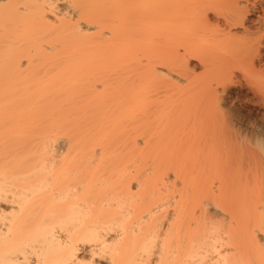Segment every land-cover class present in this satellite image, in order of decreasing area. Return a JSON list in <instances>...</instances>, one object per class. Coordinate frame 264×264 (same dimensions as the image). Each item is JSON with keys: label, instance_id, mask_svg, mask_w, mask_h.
I'll use <instances>...</instances> for the list:
<instances>
[{"label": "bare ground", "instance_id": "6f19581e", "mask_svg": "<svg viewBox=\"0 0 264 264\" xmlns=\"http://www.w3.org/2000/svg\"><path fill=\"white\" fill-rule=\"evenodd\" d=\"M4 1L0 264H264V0Z\"/></svg>", "mask_w": 264, "mask_h": 264}, {"label": "rangeland", "instance_id": "374dc122", "mask_svg": "<svg viewBox=\"0 0 264 264\" xmlns=\"http://www.w3.org/2000/svg\"><path fill=\"white\" fill-rule=\"evenodd\" d=\"M6 1L9 2V0H5L4 2L7 3ZM4 2H3V3H4ZM67 2H68V1H67ZM67 2H66L65 0H58V3H57V1H55V4H58V5H59V8H58L59 10H58L57 8H56L55 10H58L57 13L61 11V13H58L59 15L62 16V12H63V11H64L63 14L66 13V11H67V12L69 11V13L74 14L73 11H72L73 9L71 8V6H69V4H67ZM55 4H54V6H55ZM58 5H56V6L58 7ZM56 6H55V7H56ZM70 8H71L72 10H71ZM55 10H54V11H55ZM49 12H50V11H49ZM50 13H51V12H50ZM52 13H53V12H52ZM57 13H56V14H57ZM47 14H48L47 16H48V18H49L50 20H52V19H54V17H56V16H54V15H52V14H49V13H47ZM52 16H54V17L52 18ZM64 16H65V15H63V16L60 17V18H63ZM66 16H67V15H66ZM60 18H59V19H60ZM48 21H49V20H48ZM83 25H84V27H83V29H84L83 32H84L85 30H86V31H87V30H88V31L90 30L89 32L87 31V34H88V33H90V34H94V33L96 32V31H95V28L92 29V28H93V27H92L91 29H88V28H86L85 24H82V26H83ZM240 30H241V32H242V29H238L237 31H240ZM84 33H85V32H84ZM237 92H240V91L237 90ZM244 94H247V92H245ZM249 97H251V95H249ZM259 240L261 241V243H263V242H264V241H263V240H264V237H263L262 235H259Z\"/></svg>", "mask_w": 264, "mask_h": 264}]
</instances>
